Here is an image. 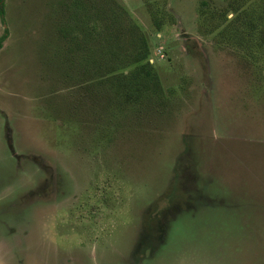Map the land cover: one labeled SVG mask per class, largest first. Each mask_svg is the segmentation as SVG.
Here are the masks:
<instances>
[{
	"label": "rangeland",
	"instance_id": "rangeland-1",
	"mask_svg": "<svg viewBox=\"0 0 264 264\" xmlns=\"http://www.w3.org/2000/svg\"><path fill=\"white\" fill-rule=\"evenodd\" d=\"M253 10L4 0L0 264H264V47L221 34ZM133 27L158 93L126 82Z\"/></svg>",
	"mask_w": 264,
	"mask_h": 264
},
{
	"label": "trees",
	"instance_id": "trees-1",
	"mask_svg": "<svg viewBox=\"0 0 264 264\" xmlns=\"http://www.w3.org/2000/svg\"><path fill=\"white\" fill-rule=\"evenodd\" d=\"M203 8H207V3L203 2ZM235 9V8H234ZM0 11L4 12V0H0ZM158 29H160V20H158ZM80 26V24H79ZM76 28L73 32L74 35H77L81 39L88 32L89 35H96L97 33L105 34L109 29V26L102 22V17L99 19H94L88 23L87 22V31H83V27ZM134 27L131 28L130 33L128 34V41L126 40V46H132V50L126 49L125 54L122 58V62L127 59L133 61L137 66L132 71L131 78L127 79V83L130 86H133V91L136 93H143L146 90H149L153 93H158L161 89L159 83V76L153 70V67L150 64V48L146 35L136 32ZM7 32V31H6ZM91 32V33H90ZM93 32V33H92ZM121 32L117 30V33ZM96 33V34H95ZM115 33V37L116 34ZM84 34V35H83ZM223 37L227 40L235 41L241 46H246L250 49L253 45H259L260 48L264 47V12H261L258 15L257 10L252 12H246L239 14L236 18L231 21L228 26L221 31ZM7 34L2 37L0 40V47L3 42L6 40ZM118 39V37H116ZM114 39V36H109L110 42ZM85 40V39H83ZM119 41V39H118ZM117 47H121L120 44H117ZM114 48V47H113ZM110 58L114 56V51L109 53ZM113 55V56H112ZM116 55V53H115ZM121 80H126L127 77H118ZM138 97V96H137Z\"/></svg>",
	"mask_w": 264,
	"mask_h": 264
},
{
	"label": "flooded vegetation",
	"instance_id": "flooded-vegetation-1",
	"mask_svg": "<svg viewBox=\"0 0 264 264\" xmlns=\"http://www.w3.org/2000/svg\"><path fill=\"white\" fill-rule=\"evenodd\" d=\"M8 144L11 147V150H13V147H12V139L11 138L8 139ZM2 192H3V190H0V195H2Z\"/></svg>",
	"mask_w": 264,
	"mask_h": 264
}]
</instances>
